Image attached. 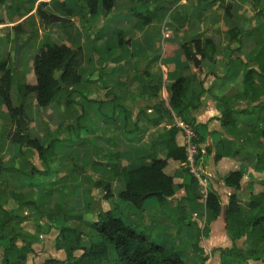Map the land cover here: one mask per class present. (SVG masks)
<instances>
[{"label": "crops", "instance_id": "obj_1", "mask_svg": "<svg viewBox=\"0 0 264 264\" xmlns=\"http://www.w3.org/2000/svg\"><path fill=\"white\" fill-rule=\"evenodd\" d=\"M174 1L175 3L170 5V2ZM222 1L231 6L230 17L225 16L220 2L202 7L196 3V0H155L156 3L150 6L149 10L164 8L165 17L161 23L142 26L127 13L131 8L132 0H115L112 14L108 18L105 19L98 11L95 16L88 19L92 33L98 37L96 44L98 53L96 54L93 51L90 36L80 24L81 14L77 10L75 0H64L67 9L72 11L71 17L68 18L72 26L62 23L51 24L47 31L38 29L39 38L41 39L47 32L57 28L56 31H59L62 37L60 43L68 45L74 41L76 46L83 50L85 56L90 58L91 62L83 66L85 74L81 85L77 87V91L72 96L73 105L69 109L55 103L41 109L33 101L25 109L26 116L32 113L30 111H35V115L38 116L39 131L42 132L38 135H32L31 130H28L31 137L38 139L45 146L49 143L52 135L56 133L59 135L58 155L49 162V169H47L35 152H25L22 156L17 145L9 144L4 136L0 139V162L4 168L21 169L27 157L37 171L40 173L48 172V176L37 178L33 182L32 190L35 191L34 196L36 198L33 202L36 207L44 205L43 208L51 207L49 209H52L54 206L60 205L68 193L66 178L73 186L71 199L74 201L76 209L79 210V208L84 207V210L81 211L82 213L85 211L87 216H92L91 221H95L99 214L108 212L116 205L117 194L123 186L113 180L108 165V157L118 154L122 160L130 162V164L142 161V159L148 163L145 153L148 151L151 139L170 127L166 115L157 116L152 110L156 104L154 100L126 99V97L129 98L130 94L138 96L141 91L136 78V59L141 60L140 68L151 75L154 84L161 82V97L165 107L169 109V95L165 88L169 83L168 75L173 72L182 73L184 69L190 66V64L183 62L180 45L186 37L200 40L209 39L216 46L215 64L210 65L208 62L197 58L198 68H190L192 74L204 82V94L200 99V106L190 114V117L194 119L198 135L204 139V146L206 147H212L213 142L218 138V133L222 134L224 140L235 141L240 144L253 143L251 146L244 147L235 158H222L220 161L214 162L213 153L210 156L207 155L209 159L204 163V171L200 167H196L197 160L194 162V166L188 165L194 172L198 170L200 173L199 186L205 187L203 191H199L200 200L188 205L187 219L195 223L199 230L201 222L208 224L206 227L207 236L202 237V241L199 243V248L206 259L203 264H221L220 251L230 249L232 242L226 231L223 210L215 220L212 219L211 213L206 210V193L213 191L219 197L221 207L224 208L232 193L223 183L227 174L235 171L241 173V188L238 192L240 197H245L246 193L251 192L254 184H261L264 177L262 169L260 178L255 179L250 173L253 168L252 164L246 163L248 158L244 155L245 153L248 156H257L258 141L252 139L249 127L255 124L254 118H259L256 106L258 103L264 102V81L259 77L255 79L254 90L257 94L259 92L257 102H251L250 99L254 96L253 94L246 98L249 100L242 96V79L245 69L242 65L230 60V51L236 48V44L230 42L227 37V31L237 28L243 36L240 53L247 59L254 61L258 56L256 44L260 39V31L258 32L257 27L253 25L256 22L250 25L251 23L245 17L246 13L253 11L252 0ZM40 2L25 0L17 16H12L10 11V8L15 5L13 0H8L0 5V57H4L8 53V38L12 34L13 27L24 24L23 29L25 33H28L29 25L27 22L30 18H34L35 10ZM43 2L50 3L51 0H43ZM56 16L63 17L61 13L56 14ZM181 20L184 21L185 25H181ZM37 27L38 25H36V29ZM118 34L122 39L121 47H115ZM262 38L264 39V36ZM199 68L201 73L197 72ZM252 68L258 70L259 67L253 63ZM129 87V95L127 93L125 95L123 92ZM14 89L13 87L11 91L12 97H14ZM122 94L125 99H114L116 96L121 97ZM223 103H226L235 112L247 110L253 114L239 116L234 128L222 130L218 119L221 116ZM80 106L84 108L83 119L77 122L81 115ZM50 113H54V117H49L54 119L52 123L46 119L43 121L40 119L42 114L48 115ZM170 119L171 122L174 121L176 126L182 124L173 114H171ZM0 121L3 124L9 123L6 110L1 104ZM70 125L78 128V137L74 135L71 129H67ZM255 125L261 127V124ZM0 131L2 132V129ZM213 133L215 134L213 135ZM201 153L204 152L201 151ZM258 157L264 160L260 154ZM169 167H173L172 163H169ZM173 171L174 196L164 209L154 213L155 216L151 220V224L163 226L165 227L164 231L174 232L180 237V241L175 240L174 242L177 241L178 243H174L170 247L179 252L189 251L192 247L191 235L186 229L177 227V224H174L175 221L170 219L171 209L175 208L177 202L185 197V192L180 187L187 183V178L185 173L182 174V170L179 172V168L174 167ZM98 175H104L111 184L113 195L111 204L102 199L100 190H96L97 196L100 197L91 194V177ZM44 182H55L53 194L46 196L38 192L39 186ZM26 185L30 186L27 182ZM23 187L28 188L25 186V182L22 184ZM242 198L239 219L245 221L248 207L245 198ZM145 204L139 212L143 211L144 215L148 213L144 209ZM105 206L106 209H104ZM127 206L120 205L121 213L126 211ZM8 209L10 208L8 207ZM11 209L13 208L11 207ZM143 220L145 223L149 221L148 218L144 219V217ZM84 231L86 232V230ZM94 241L96 240L93 238L92 242ZM81 245L88 247L90 241L83 237ZM235 247L236 253L244 257L249 254L250 247L256 250L251 259H247L245 262L240 261L242 264H264V257L259 255L264 249V243H257L247 234L235 242ZM191 256L192 254L188 256L185 264H201L196 256H193L194 258ZM236 260L239 261L232 257L226 264H237Z\"/></svg>", "mask_w": 264, "mask_h": 264}, {"label": "trees", "instance_id": "obj_2", "mask_svg": "<svg viewBox=\"0 0 264 264\" xmlns=\"http://www.w3.org/2000/svg\"><path fill=\"white\" fill-rule=\"evenodd\" d=\"M8 0H0V5H3ZM15 5L10 8L12 16H17L21 10V5L25 0H13ZM41 1L36 10L34 17L38 20V25L42 31H47L50 25L49 16L61 13L66 19L70 18L72 11L67 9L64 0H51L50 3ZM220 2V6L226 17H230L231 6L223 3L222 0H196L199 5H214ZM77 10L80 12V24L86 30L91 38L92 48L94 53H98L96 47L98 37L94 35L90 29L88 19L95 16L98 11L101 12L106 19L112 14L115 5V0H75ZM155 0H132V5L127 12L135 18L142 26H150L152 24L161 23L165 17L164 8L149 10V7L154 5ZM174 2H170L171 4ZM252 10L254 11L253 18L249 19L246 13V19L251 22H257V31H260V39L257 41L258 49L257 59L251 61L240 53L241 40L243 38L241 32L234 28L227 31V37L230 42L236 44V48L230 51V60L242 65L245 69L242 79V96L246 99L250 94H253L251 102H257L259 92L254 90L255 79L259 77L264 81V0H252ZM143 9V10H141ZM34 18L28 20L33 22ZM27 22V23H28ZM72 26L70 22L67 24ZM66 25V26H67ZM24 24H20L12 28V34L8 41L13 44L14 37L20 41L25 35L23 29ZM36 28V26L34 27ZM37 30V29H36ZM76 33L74 34L75 39ZM122 39L118 34V39L115 47H121ZM74 49H70V44H46L43 45L33 58L32 77L27 78L19 76V81H14L16 69L8 68L9 57L0 58V104L6 110L8 122L11 126L10 130L5 135L6 141L11 145H17L20 149V155L25 152L33 151L37 154L38 159L49 169V162L54 160L58 155V137L56 133L52 135L47 145H42L41 142L30 136L28 133L21 134L20 118H23L28 123L25 114L27 105L30 104V99L37 107L45 109L51 104H58L65 109H69L72 105V96L77 91V87L81 85L85 69L83 66L88 65L90 58L84 55L83 50L77 47L73 41ZM181 57L184 63L190 64L191 69L194 68L193 62L197 58L201 61H206L210 65L215 64L214 56L216 54V46L209 39L185 38L180 45ZM70 64L67 66L65 73L62 75L64 64L70 59ZM261 59L262 64L258 65L257 60ZM84 62L86 65H84ZM253 63L258 65V70L252 68ZM136 78L141 88L138 96H133L135 99H152L156 102L153 107L154 113L166 115L170 124L169 129H164L151 139L145 160L137 163L123 165V160L120 155L115 154L108 157V165L111 171L113 180L122 184L121 190L117 194V204L114 205L108 212L99 214L95 221H89V230L82 231L78 226L73 225L74 221L79 223L83 220V213L77 210L71 199L73 186L66 178L68 183V193L65 195L63 202L60 205L54 206L51 209V214L55 216L60 227L57 230L58 237L53 241V247L57 252L63 253L62 259L43 258V260L34 261L29 258L32 251L28 248L17 249L13 238L8 247H0V264H185L181 258V254L173 247H163L150 241L142 233H137L133 228L127 225L121 218L120 205H129L136 212L142 210L146 200L154 198L158 208L166 207L169 201L173 198L175 187L173 184L174 167L184 168L187 183L183 184L182 188L185 192V197L182 198L175 208L171 209L170 219L175 223H186L188 231L192 238V252L202 263L205 262L202 250L199 248L200 239L207 236V230H199L195 223L187 222V207L189 204L196 203L200 200L199 182L190 173L187 165V138L184 130L174 125L171 122V114H173L183 125L192 126L196 153L199 155L201 151L210 156L213 153V161L218 162L222 158H235L241 153V150L246 146H251L253 143H237L235 141L224 140L222 134L218 133V138L213 142L212 147L204 146L205 141L199 137L195 121L190 117V114L197 110L200 106V99L204 94L203 84L196 75L184 76L182 73L173 72L168 75L167 93L169 95L168 108L165 107L161 97V82L154 84L151 75L140 68V63H136ZM198 73H201L199 68ZM61 76V82L65 89L59 88L58 77ZM18 78V76H17ZM14 89V97L11 95L12 88ZM264 91V90H263ZM127 93V91L123 92ZM132 98V95H129ZM114 99H125L123 94L121 97ZM249 100V99H246ZM261 127L253 125L250 129V134L253 140L264 142V102L258 103L256 106ZM81 115L77 122L83 119V106H80ZM247 110L235 112L223 103L221 116L218 119L222 130L234 128L237 124L239 116L252 115ZM78 126V125H77ZM74 135L78 137V128L68 126ZM215 133H213L214 135ZM217 134V133H216ZM172 163L173 167H169ZM263 175H264V161ZM40 173L32 165L26 157L21 169L4 168L0 162V183L6 179L10 183L17 184L20 189L22 184L27 182L30 186L37 178L47 175ZM4 180V181H3ZM242 175L240 172H230L223 179L224 186L232 191L228 198V204L222 208L219 197L213 192L208 191L205 197V208L208 210L212 219H217L223 210V217L226 223V231L232 242L230 249L220 251L222 256L221 264H226L227 260L235 257L239 261L245 262L251 259L256 252H249L244 257L236 253L235 242L245 235H250L257 243H264V177L261 184H254L251 192L243 196H239L240 183ZM91 191L100 190L102 199L111 204L113 195L111 184L106 180L104 175L91 177ZM55 191V182H44L38 192L49 196ZM16 200L17 197L11 194ZM245 198L248 211L246 220L239 219L241 215L240 201ZM242 198V199H243ZM16 203V202H15ZM19 203V202H18ZM21 206L28 204L19 203ZM11 206L9 201L5 203L0 199V213L4 214L5 223L0 224V233L4 230L7 223L15 222L17 217L8 213L7 209ZM18 208V207H17ZM52 228V227H50ZM49 228V230H50ZM85 237L90 241L88 247L81 245V239ZM93 238L96 240L92 242ZM259 255L264 257V249Z\"/></svg>", "mask_w": 264, "mask_h": 264}, {"label": "rangeland", "instance_id": "obj_3", "mask_svg": "<svg viewBox=\"0 0 264 264\" xmlns=\"http://www.w3.org/2000/svg\"><path fill=\"white\" fill-rule=\"evenodd\" d=\"M174 6V5H172ZM202 7H205L206 5H201ZM143 10V9H141ZM253 14L254 11H249L248 16L249 19L253 18ZM182 18L184 16H181ZM170 18V16H169ZM248 19V21H249ZM37 18L34 17L33 22L29 21L28 22V33H26L25 35H23L20 39V41H18L20 44L23 42H26V44L24 45V47L21 49L19 57H18V65L15 66L13 63V51H14V45L11 44L8 41L9 44V49H8V53L5 56L9 57V68L11 69H16V73L14 74V81L17 79V74H19L20 78L22 77H28L29 75L32 77V63H33V58L35 57V55L37 54L38 50L46 44H61V40L62 37L59 34V31L52 30L47 32L41 39L39 38V32L38 29H40L42 31V29L39 27V25L37 24ZM184 21L181 20V25H185L183 23ZM250 22V21H249ZM107 23V22H106ZM254 22H251L250 25H252ZM36 25H38L37 30L36 28H34ZM254 27L258 25V23H254L253 24ZM62 26V25H61ZM63 27V26H62ZM71 45V44H70ZM85 55V54H84ZM2 58V57H0ZM135 63H140V67H141V60L140 59H136ZM257 64L261 65L262 64V60L259 59L257 60ZM84 65H86V63L84 62ZM190 66H188L186 69H184L182 71V74L184 76H190L193 75L192 74V70L189 68ZM136 69V68H135ZM23 79V78H22ZM167 89V87H165ZM130 91V87L129 89L126 88L125 91H127V94L129 95ZM132 98L129 96L126 97V99H135L133 98V94ZM139 99V98H138ZM32 99H30V103H31ZM32 112L31 114H29V116L27 117V121L28 123L26 124V128H28V130H31L32 135H38L41 134L42 132L39 131V127H38V116L37 114L35 115V111H30ZM54 117V113H50L48 115L46 114H42V117L40 118L42 121L43 119H46V121L52 123L54 121L53 118H49V117ZM174 124V121L172 122ZM254 123L255 124H260V120L254 118ZM0 129H2V132L0 131V139L2 138V136L5 137L7 131L10 130L11 126L9 125V123H4L2 121H0ZM254 124V125H255ZM185 126V125H183ZM190 127V126H189ZM191 129H193L194 127H190ZM251 129V127H249ZM4 129V132H3ZM190 130V134L192 133V130ZM193 137V136H190ZM195 139L191 138L190 139V143L192 145H196L195 143ZM256 141V140H254ZM257 146H256V153L257 156L255 155H251L248 156L247 154L244 153V155L248 158V162L246 163H250L252 164V171H250L251 174H253V176L255 177V179H259L263 166L262 163L264 160L259 159L258 155L260 154L263 159H264V143L261 141L257 142ZM191 160L193 162H191L190 164H194V162L197 160L198 163L197 164V168H201L203 171L205 169L204 167V163H206L205 161L209 159V157L205 154V153H201V154H197V153H191L190 154ZM8 158V157H7ZM126 163H129L128 161L123 160V165H125ZM194 166V165H193ZM195 167V168H196ZM247 169V168H246ZM182 170V174H184L185 170L184 168H180L179 167V172ZM196 172L199 174L198 170H196ZM249 173V174H250ZM248 176V174H247ZM201 179H204V177H201ZM4 181V180H3ZM208 183V182H207ZM248 183V182H246ZM25 186L28 187L25 183ZM205 186H199V191H203ZM32 185L29 186L27 189H25L24 187L20 190V187L17 184L14 183H10L7 179L4 182L0 183V199L1 202L5 203L6 201H9V204L11 203V207L13 209H11V207H9L10 209H7L8 213L13 214L14 216L17 217L15 222L12 223H7V225H5L4 230L0 233V247H8V245L10 244V242L12 241V239L14 238V244L16 245L17 249H23V248H28L29 250L32 251V255L29 256V258L34 261H39V260H43V258H56V259H62L63 258V253L62 252H57L54 247H53V241L55 238L58 237L57 234V230L60 227V222L58 221V219L54 216L53 214H51V207H47V208H43V206H39L36 207L34 205V200L36 199L34 196L35 191L32 190ZM11 194H13L14 196L17 197V200L11 196ZM91 194H93V196L95 195L96 197H100L97 196V192L93 191L91 192ZM98 199V198H97ZM16 202V203H15ZM24 204H28L27 206H19V203ZM145 206L144 209L148 212L147 214L144 215V212L142 211L141 213L134 211L133 209H131V207L128 205L126 211H124L121 215L122 220L129 225L131 228H133L136 232L142 233L144 236H146L150 241L166 246V247H170L174 245V241H180V237H178L174 232L171 231H164L165 227L163 226H159L158 224H151V220L153 219V217L155 216L154 213H157L158 211H161L162 209L158 208L157 202L154 198H150L148 200H146L145 202ZM73 204L75 205V203L73 202ZM85 205V204H84ZM18 207V208H17ZM80 207V206H79ZM154 207V208H153ZM107 207L105 206L104 209H106ZM43 209V210H40ZM11 210V211H10ZM79 210H84L83 208H79ZM92 217V216H91ZM90 216H87L85 211L83 213V218L84 221L82 220L80 223L78 221H74L73 225L78 226V228H81L82 231L86 230L88 231L89 229V221H91ZM144 219H149V221L147 223H145ZM91 218V219H90ZM5 219H8L7 217H5L4 214L0 213V224L1 223H5ZM137 219V220H135ZM190 222L191 221H187ZM177 224V227L182 228V229H186L188 231V228L186 226V223H182V224H178V223H174ZM208 226V224H203L202 222L200 223V230H206V227ZM52 227V228H50ZM50 228V230H49ZM189 233V231H188ZM190 234V233H189ZM176 241L175 244H177L178 242ZM202 240L200 239V242ZM192 244V243H191ZM3 245V246H2ZM256 250H254L253 247L249 248V252H255ZM190 252V253H189ZM181 254V258L182 260L185 262V260L188 258V256H190L192 254V258H194L193 256L194 253L192 252V247L191 250L189 249V251H180ZM256 256V255H255ZM201 264H203L201 261H199ZM228 262V260L226 261ZM239 262V263H238ZM237 264H242V262L237 261Z\"/></svg>", "mask_w": 264, "mask_h": 264}, {"label": "water", "instance_id": "obj_4", "mask_svg": "<svg viewBox=\"0 0 264 264\" xmlns=\"http://www.w3.org/2000/svg\"><path fill=\"white\" fill-rule=\"evenodd\" d=\"M49 20H50V25L51 24H57V23H62V24H69L71 21L69 19L63 18V17H59L56 15H50L49 16ZM26 44V42L23 43H19L18 40L16 38H14V52H13V62L14 65L17 66L18 65V57L20 54L21 49L24 47V45ZM70 49L73 50L74 46H73V42L70 45ZM72 60V58H70L63 66L62 68V75L65 73L67 66L70 64V61ZM194 67L197 69L198 68V62L197 60H194L193 62ZM58 77L57 81L59 84V88L61 89H65L64 84L61 82V76ZM19 76V74H18ZM19 80V79H18ZM20 131L22 135H25L27 133V128H26V121L23 118H20Z\"/></svg>", "mask_w": 264, "mask_h": 264}, {"label": "built area", "instance_id": "obj_5", "mask_svg": "<svg viewBox=\"0 0 264 264\" xmlns=\"http://www.w3.org/2000/svg\"><path fill=\"white\" fill-rule=\"evenodd\" d=\"M179 127H181V128L184 130L185 135H186V138H187V149H186V151H187V161H188V162H187L186 167H188V168L190 169V167H189L188 165H192V164H190V163L193 162V161L191 160L190 154H191V153H196V146H195V145H192V144L190 143V139H191V138L195 139V135H194L193 131H192V133L190 134V130H189V129H191V128H190L189 126H187V125L183 126V124H181ZM191 130H192V129H191ZM190 136H193V137H190ZM190 173L193 174L194 177H195L198 181L200 180V176H199V174H198L197 172H194L193 170L190 169Z\"/></svg>", "mask_w": 264, "mask_h": 264}]
</instances>
